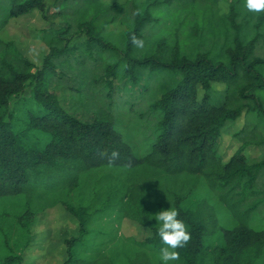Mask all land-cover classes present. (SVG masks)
I'll return each mask as SVG.
<instances>
[{"label": "trees", "instance_id": "16d2710c", "mask_svg": "<svg viewBox=\"0 0 264 264\" xmlns=\"http://www.w3.org/2000/svg\"><path fill=\"white\" fill-rule=\"evenodd\" d=\"M198 1L154 0L144 12L137 11L125 48L120 49L105 35L106 27L117 20L120 6L101 0H68V7L60 12L66 16L65 28L43 32L49 53L43 68L35 73L28 59L16 53L12 44L0 40V199L21 197L24 202L20 212L0 211V231L9 251L1 264H24L36 216L57 205L64 206L79 223V236L65 242L68 259L64 264H114L105 253L93 259L77 257V245L88 235V222L108 210L120 211L149 229L152 236L147 244L161 249L159 226L152 219L150 205L157 202L162 207L170 195L173 208L190 232L186 245L176 249L178 264H203L205 258L211 264H254L258 260L264 250V231L250 227L249 220L264 202L258 188L264 158L251 162L244 151L259 145L261 134L248 132L243 136L242 146L228 163H223L218 148L223 129L244 110L248 115H264L259 100V94H264V58L252 60L261 32L247 41L237 28L231 44L215 57L206 53L189 56L178 42L170 45L165 36L156 52L139 56V47L132 42L133 36L144 41L146 27L159 19L154 15L161 9H170L172 17L178 18L183 11H194ZM35 9L47 19L46 0H1L0 30L10 18ZM163 13L166 17V11ZM258 21L261 29L264 12ZM60 58H75L68 66L72 71L81 69L76 79L81 87L85 82L94 88L99 79L94 64L104 65L103 78L112 103L93 121L68 113L47 93L58 75L55 69ZM30 82H34L40 115H31L27 128L17 132L8 117L9 103L24 93ZM214 83L227 86L222 102L213 100ZM199 87L205 92L202 101L198 100ZM115 92L127 93L130 98L123 101L131 106L134 99L144 100L151 94L148 112L158 123L152 135L142 141L143 154L136 153L131 134L125 139L120 129L121 116L114 112ZM29 130L49 136L45 147L27 143ZM182 178L186 194L171 190ZM202 183L237 221L231 229L221 228L224 244L214 249L204 243L210 227L218 223L214 208L207 203L194 210L182 205ZM128 264L155 263L148 254L137 252Z\"/></svg>", "mask_w": 264, "mask_h": 264}, {"label": "rangeland", "instance_id": "374dc122", "mask_svg": "<svg viewBox=\"0 0 264 264\" xmlns=\"http://www.w3.org/2000/svg\"><path fill=\"white\" fill-rule=\"evenodd\" d=\"M107 5L120 6L121 12L117 20L108 25L105 30L106 37L120 49L126 45L127 32L133 28L137 11L144 12L154 0H101ZM1 2V0H0ZM68 0H46L47 19L42 13L35 9L29 14L10 18L8 23L0 30V40L6 44H12L13 50L28 59L34 66L33 72L43 68L45 57L49 53V48L43 41V32L50 29H61L67 25L66 16L60 14L68 7ZM175 2L174 6L178 7ZM166 11V17L163 12ZM245 8V0H199L196 8L183 11L177 17H172L170 9H161L155 14L159 19L149 24L145 29V39L143 46L139 47L138 55L144 52H156L160 40L165 36L170 45L179 43L182 51L195 56L197 53H206L211 57L221 56L225 48L231 44L236 34L237 28L244 40H252L257 36L258 30L262 37L256 46L252 60L264 58V26L259 29V15ZM75 58H60L56 61L55 81L48 86V94L54 96L59 101L63 109L73 114L79 119L89 122L93 121L102 110L109 108L112 103L108 99L107 80L103 78L106 74L104 65L94 64L98 68V84L89 87L83 82L82 87L76 79L79 78L81 69L70 70L69 63H74ZM79 59V58H77ZM81 59V58H80ZM83 60V59H81ZM84 61H87L85 58ZM90 64V63H89ZM99 66V67H98ZM91 67V65H90ZM92 68V67H91ZM260 70V69H259ZM264 75V67L261 68ZM64 76L62 80H57ZM81 76V75H80ZM118 82H116L117 84ZM89 87V88H88ZM88 88V89H87ZM81 92H77V90ZM204 91L198 88V100L202 101ZM114 112L121 116L120 129L128 139L127 134H131V141L135 144V151L143 154V140L156 130L158 118L148 112L151 94L144 100L134 99L131 106L124 104L125 99L130 98L127 93L115 92ZM227 95V86L222 83H214L212 87V97L216 103L222 102ZM84 96V97H83ZM259 100L264 107V94H259ZM40 105L34 97V82L28 83L24 93L18 97H13L9 103V119L12 121L17 132L25 130L31 115H40ZM252 132L261 134L259 145L253 144L244 151L245 156L251 162H259L264 158V115H248L244 110L242 115L230 122L223 129L219 139V154L223 163H228L230 159L242 146L241 138ZM239 134V135H238ZM28 144L39 148L45 147L49 142V136L41 131L29 130L25 138ZM262 141V142H261ZM146 153V151H144ZM258 188L262 191L260 197H264V173L258 183ZM171 190L178 194L188 192L184 178L171 186ZM162 202V200L160 201ZM209 204L215 210L218 223L210 227L204 237L205 246L214 249L224 244L223 230L231 229L237 225L236 219L225 205L219 201L218 197L211 193L202 183L198 191L189 195L182 205L186 209L194 210ZM21 197H9L0 199V211L20 212L23 208ZM173 197L167 196L165 204L161 207L154 202L150 205L152 219L164 209L173 208ZM249 226L264 231V202L252 213ZM88 235L82 243L77 245V257L79 259H93L101 253L111 257L114 264H128V260L137 252H144L149 255L152 263H162L160 259V249H155L147 244L146 240L152 236L149 229L123 216L120 211L108 210L93 216L87 225ZM79 236V223L71 216L62 205L46 209L38 213L31 226V240L29 246L24 251V264H64L68 259L66 240ZM4 237L0 231V264L3 258L8 256ZM170 264H178L172 261ZM203 264H211L205 258ZM254 264H264V250L261 251L258 260Z\"/></svg>", "mask_w": 264, "mask_h": 264}, {"label": "clouds", "instance_id": "9594fccd", "mask_svg": "<svg viewBox=\"0 0 264 264\" xmlns=\"http://www.w3.org/2000/svg\"><path fill=\"white\" fill-rule=\"evenodd\" d=\"M245 8L253 13H262L264 0H245ZM132 42L138 47L143 46V41L135 36L132 37ZM154 219L159 224L158 236L163 245L160 249L162 264L178 261L179 253L176 249L184 247L190 239L188 226L179 218L178 210L171 207L159 211Z\"/></svg>", "mask_w": 264, "mask_h": 264}]
</instances>
